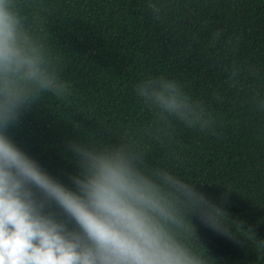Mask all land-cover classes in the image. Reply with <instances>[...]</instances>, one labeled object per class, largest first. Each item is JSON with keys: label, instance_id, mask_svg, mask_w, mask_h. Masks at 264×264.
<instances>
[{"label": "trees", "instance_id": "1", "mask_svg": "<svg viewBox=\"0 0 264 264\" xmlns=\"http://www.w3.org/2000/svg\"><path fill=\"white\" fill-rule=\"evenodd\" d=\"M9 3L68 84L59 98L33 89L7 130L12 143L73 191L71 144L122 149L145 175H175L223 210L232 238L186 212L195 234L178 238L205 264H264V0ZM161 77L190 97L194 128L136 94Z\"/></svg>", "mask_w": 264, "mask_h": 264}, {"label": "clouds", "instance_id": "2", "mask_svg": "<svg viewBox=\"0 0 264 264\" xmlns=\"http://www.w3.org/2000/svg\"><path fill=\"white\" fill-rule=\"evenodd\" d=\"M19 26L9 0H0V264H205L178 238L195 234L186 212L206 228L232 235L223 210L193 186L167 172L145 175L122 149L71 144L79 158L78 174L69 177L73 191L12 143L7 130L33 89L57 98L68 89L48 72ZM135 91L194 128L198 117L178 83L150 79Z\"/></svg>", "mask_w": 264, "mask_h": 264}]
</instances>
